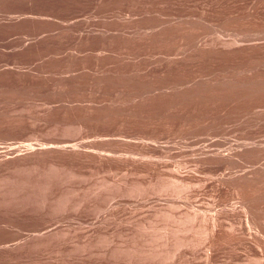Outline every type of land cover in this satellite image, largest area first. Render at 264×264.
I'll return each mask as SVG.
<instances>
[{
  "label": "rangeland",
  "instance_id": "1",
  "mask_svg": "<svg viewBox=\"0 0 264 264\" xmlns=\"http://www.w3.org/2000/svg\"><path fill=\"white\" fill-rule=\"evenodd\" d=\"M263 47L264 0H0V264H264Z\"/></svg>",
  "mask_w": 264,
  "mask_h": 264
},
{
  "label": "bare ground",
  "instance_id": "2",
  "mask_svg": "<svg viewBox=\"0 0 264 264\" xmlns=\"http://www.w3.org/2000/svg\"><path fill=\"white\" fill-rule=\"evenodd\" d=\"M192 25H193V24H192ZM169 28H170V27H169ZM98 29H99V28H98ZM174 29H175V28H174ZM178 29H181V28L178 27ZM175 31H176V29H175ZM179 31H180V30H179ZM168 36H169V35H168ZM189 36H190V35H189ZM195 37H196V36H195ZM198 38H199V37H198ZM37 40H38V39H37ZM197 41H198V40H197ZM31 42H32V41H31ZM34 42H35V40H34ZM194 42H195V41H194ZM200 43H201V42H200ZM13 44H15V43H13ZM27 45H28V47L30 46L29 44H27ZM182 45H183V44H182ZM194 45H195V44H194ZM196 45H197V44H196ZM221 45H222V44H221ZM252 47H253V46H252ZM255 47H256V46H255ZM25 48H26V47H25ZM196 48H198V47H196ZM216 48H217V47H216ZM232 48H233V47H232ZM238 48H239V47H237V49H238ZM263 48H264V47H263ZM37 49H38V48H37ZM224 49H225V48H224ZM230 49H231V48H230ZM241 49H242V48H241ZM248 49H249V48H248ZM219 50H220V49H219ZM226 50H228V49H226ZM234 50H235V49H234ZM235 51H236V50H235ZM239 51H240V50H239ZM219 52H220V51H219ZM229 52H230V51H229ZM233 52H234V51H233ZM32 53H33V52H32ZM224 53H227V51L224 52ZM236 53H237V52H236ZM165 58H166V57H165ZM243 90H244V89H243ZM251 94H252V93H251ZM230 113H231V112H230ZM187 119H188V118H187ZM203 129H204V128H203ZM208 133H209V132H208ZM217 142H218V141H217ZM58 144H59V143H58ZM58 144H57V148H58ZM227 144H228V143H227ZM27 145L29 146L30 144L27 143ZM31 145H32V144H31ZM31 145H30V147H33V145H32V146H31ZM42 145H43V144H42ZM50 145H51V144H50ZM55 145H56V144H55ZM59 145H60V144H59ZM63 145H64V144H63ZM63 145H62L61 147H63ZM66 145H67V144H66ZM66 145H65V146H66ZM28 146H26V147H28ZM53 146H54V145H53ZM24 147H25V146H24ZM34 147H35V146H34ZM34 147L31 148V149H33V150L36 149V147H35V148H34ZM55 147H56V146H55ZM59 147H60V146H59ZM61 147H60V148H61ZM68 147H69V145L67 146V148H68ZM204 147H205V146H204ZM8 148H9V147H8ZM15 148H17V146H16V147L14 146V149H15ZM19 148H20V147H19ZM38 148H40V147H37V149H38ZM41 148L43 149V147H41ZM41 148H40V149H41ZM44 148H45V147H44ZM51 148H52V147H51ZM64 148H65V147H64ZM64 148H63V149H64ZM73 148H76V147H73ZM236 148H237V147H236ZM17 149H18V148H17ZM24 149H25V148H24ZM45 149H46V148H45ZM58 149H59V148H58ZM210 149H211V148H210ZM212 149H213V148H212ZM238 149H239V148H238ZM238 149H237V150H238ZM240 149H241V148H240ZM246 149H248V148H246ZM251 149H252V148H251ZM11 150H12V151L8 152V154H7V152H6V154H7V155H9V154H13L12 157H19V156L22 157V156H27V158H26V157H25V158L23 157V158L25 159L24 163H26V164H30V163H34V162H36V161H39V159L42 157L41 153L36 152V151L34 152L33 150L30 151L29 148L26 149V150H29V151L24 152V153H21V152L16 153V149L13 150V149H12V146H11ZM22 150H23V149H22ZM48 150H49V149H48ZM48 150L46 149V151H48ZM52 150H53V149H52ZM52 150H51V151H52ZM59 150H60V152H61V149H59ZM69 150H71V149H69ZM222 150H224V149H222ZM225 150H226V149H225ZM241 150H242V149H241ZM241 150H240V151H241ZM244 150H245V149H244ZM19 151H20V149H19ZM37 151H38V150H37ZM54 151H55V150H54ZM62 151H63V150H62ZM64 151H66V150H64ZM227 151H229V150H227ZM230 151H231V150H230ZM238 151H239V150H238ZM245 151H246V150H245ZM251 151H252V150H251ZM251 151H250V152H251ZM17 152H18V150H17ZM42 152H43V151H42ZM74 152H75V151H74ZM220 152H221V150H220ZM220 152H214V153H216V154L218 153V155L216 156V154L213 153L214 155L211 154V157H213V156L218 157V156H219V158L221 157V158L224 159V160H226L225 158H228L226 161H228L229 159H230V161H232L233 158H235V157H233V156H234V154H233L234 151H232L233 153H232V152H224L225 154L222 153V156H221V153H220ZM222 152H223V151H222ZM250 152H248V153H247V152H246V153L244 152V153L247 155V154H250ZM0 153H1V152H0ZM14 153H16V154H14ZM67 153H68V152H67ZM69 153H70V151H69ZM91 153H92V152H91ZM242 153H243V152H242ZM242 153H241V155H242ZM251 153L253 154V152H251ZM2 154H3V153H2ZM42 154H43V153H42ZM252 154H251V155H252ZM255 154H256V152H255ZM4 155H5V154H4ZM4 155H3V156H4ZM50 155H51V154H50ZM68 155H69V154H68ZM212 155H213V156H212ZM239 155H240V154H239ZM239 155H236V156L238 157ZM1 156H2V155H1ZM1 156H0V157H1ZM51 156H52V155H51ZM51 156H50V158H51ZM249 156H250V155H249ZM21 157H20V159H21ZM43 157H44V156H43ZM224 157H225V158H224ZM229 157H230V158H229ZM240 157H241V156H240ZM240 157H238V158H240ZM252 157H253V156H252ZM231 158H232V160H231ZM15 159H16V158H15ZM143 159H144V158H143ZM9 160H10V159H9ZM12 160H14V158H13ZM16 160H17V159H16ZM230 161H228V162H230ZM132 162H133V161H132ZM158 162H159V161H158ZM158 162H157V163H158ZM163 162H164V161H163ZM236 162H237V161H236ZM21 163H22V162H21ZM134 163H135V162H134ZM134 163H132V165H133ZM139 163H140V162H139ZM232 163H233V161H232ZM5 164H6V162H5ZM135 164H136V163H135ZM140 164H142V163H140ZM158 164H159V163H158ZM233 164H234V163H233ZM16 165H17V164H16ZM136 165H137V164H136ZM142 165H143V167H148V168L157 169V170L159 169L160 166H162V165L159 164V165H158V168H156V167H157V166H155L156 163H153V164H152V162H143ZM6 166H7V165H6ZM133 166H134V165H133ZM138 166H139V165H138ZM0 167H1V166H0ZM22 167H23V166H22ZM135 167H136V166H135ZM251 167H252V166H251ZM251 167H250V168H251ZM255 168H256V167H255ZM163 169H164V168H163ZM165 169H166V168H165ZM251 169H252V168H251ZM150 170H151V169H150ZM249 170H250V169H249ZM254 170H255V169H254ZM254 170H253V171H254ZM257 170H258V169H257ZM263 170H264V169H263ZM158 171H160V169H159ZM164 171H165V170H164ZM167 171H168V170H167ZM247 171H248V170H247ZM247 171H246V172H247ZM153 172H154V171H153ZM224 172H225V171H224ZM257 172H258V171H256V173H257ZM161 173H162V170H161ZM226 173H228V172H226ZM226 173H225V174H226ZM232 173H233V172H232ZM169 174H170V173H169ZM263 174H264V173H263ZM157 175H158V174H157ZM164 175H165V174H164ZM223 175H224V174H223ZM236 175H237V174H236ZM238 175H239V174H238ZM238 175L236 176V178L238 177V178L241 179V177H239ZM173 176H175V175H173ZM179 176H180V175H179ZM228 176H229V175H228ZM240 176H242V175H240ZM247 176H248V175H247ZM165 177H166V175H165ZM175 177H177V175H176ZM224 177H225V176H223V178H224ZM242 177H243V176H242ZM253 177H254V176H250V178H253ZM258 177H259V176H258ZM260 177H261V176H260ZM177 178H178V177H177ZM223 178H222V180H223ZM231 178L233 179V177H231ZM234 178H235V177H234ZM244 178L248 180V179H249V176H248V177H244ZM179 179H180V178H178V180H179ZM182 179H183V178H182ZM225 179H226V177H225ZM227 179H229V180H225V181L223 180V183H225L226 181H227V182H231L230 180H232V179H230V177L227 178ZM242 179H243V178H242ZM242 179H241V180H242ZM175 180H176V178H175ZM180 180H181V179H180ZM220 180H221V179H220ZM233 180H234V179H233ZM233 180H232V182H233ZM255 180H256V179H255ZM176 181H177V180H176ZM183 181H184V180H183ZM235 181H236V180H234V182H235ZM238 181H240V180H237V181H236V183H235V184H236V187H237V185H242V184H240V183L238 184ZM252 181L254 182V180H252ZM256 181H257V180H256ZM221 182H222V181H221ZM234 182H233V183H234ZM233 183H232V184H233ZM254 183H255V182H254ZM257 183H258V182H257ZM257 183H256V184H257ZM228 184H230V183H228ZM246 184H247V182H246ZM246 184H245V185H246ZM250 184H251V183H250ZM252 184H253V183H252ZM260 186H261V185H260ZM246 187H247V186H246ZM256 197H257V196H256ZM189 204H190V203H189ZM236 207H237V206H236ZM256 207H257V206H256ZM249 208H251V206H250ZM203 210H204V209H203ZM249 210H250V209H249ZM244 211H245V210H244ZM251 212H252V211H251ZM252 213H253V212H252ZM241 217H242V216H241ZM242 218H243V217H242ZM214 219H215V217H214ZM214 219H213V220H214ZM241 222H242V221H241ZM212 223H213V225H212L213 227H212V228H213V232H214V231H215V230H214V229H215L214 226H216V223H215V221H213ZM251 224H252V223H251ZM211 232H212V230H211ZM255 233H256V232H255ZM212 234H213V233H212ZM256 234H257V233H256ZM256 234H255V235H256ZM249 235H250V234H249ZM251 236H252V235H251ZM262 237H263V236H262ZM255 238H257V237L255 236L254 239H255ZM251 239H252V238H251ZM254 239H253V241H254ZM255 241H256V240H255ZM255 241H254V242H255ZM261 242H262V241H261ZM252 243H253V242H252Z\"/></svg>",
  "mask_w": 264,
  "mask_h": 264
}]
</instances>
